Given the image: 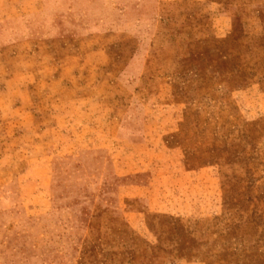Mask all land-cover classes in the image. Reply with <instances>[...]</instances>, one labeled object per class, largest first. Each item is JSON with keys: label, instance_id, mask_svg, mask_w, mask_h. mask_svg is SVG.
Returning a JSON list of instances; mask_svg holds the SVG:
<instances>
[{"label": "rangeland", "instance_id": "obj_1", "mask_svg": "<svg viewBox=\"0 0 264 264\" xmlns=\"http://www.w3.org/2000/svg\"><path fill=\"white\" fill-rule=\"evenodd\" d=\"M0 264H264V0H0Z\"/></svg>", "mask_w": 264, "mask_h": 264}]
</instances>
